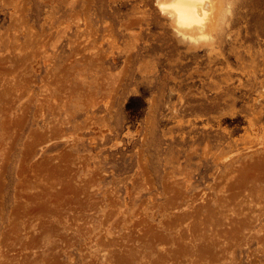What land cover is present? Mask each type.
I'll return each instance as SVG.
<instances>
[{
	"label": "rangeland",
	"instance_id": "rangeland-1",
	"mask_svg": "<svg viewBox=\"0 0 264 264\" xmlns=\"http://www.w3.org/2000/svg\"><path fill=\"white\" fill-rule=\"evenodd\" d=\"M238 3L218 57L156 0H0V264H264V0Z\"/></svg>",
	"mask_w": 264,
	"mask_h": 264
},
{
	"label": "bare ground",
	"instance_id": "bare-ground-1",
	"mask_svg": "<svg viewBox=\"0 0 264 264\" xmlns=\"http://www.w3.org/2000/svg\"><path fill=\"white\" fill-rule=\"evenodd\" d=\"M238 4V0H156V5L160 12L169 18L170 24L175 33L185 39L189 45L192 44L195 47H199V45L203 46V44L207 45L209 53L218 57L225 54L221 52V49L219 50V44L222 42L220 36L225 33L223 31L225 25L231 21L234 23L237 19L238 12L237 6L235 5ZM231 16H234L235 18L232 19ZM221 31H223L222 34ZM235 37L233 40H236ZM180 197L182 198V195ZM192 207L193 206H191V208ZM260 215L261 213L257 215V217Z\"/></svg>",
	"mask_w": 264,
	"mask_h": 264
}]
</instances>
